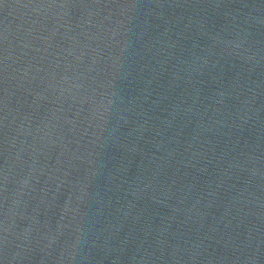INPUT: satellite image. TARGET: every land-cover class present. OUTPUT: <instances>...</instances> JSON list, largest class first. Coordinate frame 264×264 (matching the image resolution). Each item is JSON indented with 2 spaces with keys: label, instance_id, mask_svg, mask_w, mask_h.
I'll return each instance as SVG.
<instances>
[{
  "label": "water",
  "instance_id": "obj_1",
  "mask_svg": "<svg viewBox=\"0 0 264 264\" xmlns=\"http://www.w3.org/2000/svg\"><path fill=\"white\" fill-rule=\"evenodd\" d=\"M0 264H264V0H0Z\"/></svg>",
  "mask_w": 264,
  "mask_h": 264
}]
</instances>
